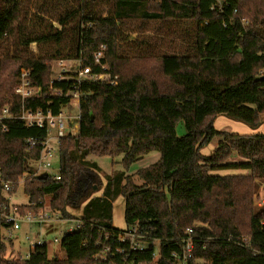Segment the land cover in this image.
Returning a JSON list of instances; mask_svg holds the SVG:
<instances>
[{
    "label": "trees",
    "instance_id": "obj_1",
    "mask_svg": "<svg viewBox=\"0 0 264 264\" xmlns=\"http://www.w3.org/2000/svg\"><path fill=\"white\" fill-rule=\"evenodd\" d=\"M148 28L154 34L142 35ZM60 59L110 78L67 71L53 79L51 63ZM22 69L39 96L16 94ZM261 69L264 0H0V111L8 105L13 114L0 128V171L9 195L23 180L28 203L17 208L39 211L49 197V208L71 219L69 208L99 185L88 174L99 165L88 156L123 155V170L107 174L101 193L84 204L80 228L62 237L64 258L50 257L46 242L28 258L6 257L11 240L2 230L12 206L0 183V264H108L96 256L120 246L124 229L113 225L120 195L126 226L137 224L152 243L133 252L130 264L151 261L154 239L157 264H174L188 229L203 264H264V207L254 204L255 181L264 179V132L215 127L222 114L253 129L264 125ZM74 91L79 129L59 139L60 179L38 175L47 128L27 126L18 115L22 108L57 115ZM181 120L186 133L178 136ZM216 136L214 151L202 154ZM151 151L160 157L137 170V183L127 171ZM223 169L244 173H213Z\"/></svg>",
    "mask_w": 264,
    "mask_h": 264
},
{
    "label": "built area",
    "instance_id": "obj_2",
    "mask_svg": "<svg viewBox=\"0 0 264 264\" xmlns=\"http://www.w3.org/2000/svg\"><path fill=\"white\" fill-rule=\"evenodd\" d=\"M242 23L244 25L248 24V19L243 18ZM105 48L102 45L101 49ZM102 50L98 51L95 55L96 60L99 62L102 56ZM63 59L57 60V65L60 68V72L54 78L56 80H62L65 78V73L67 72L64 68ZM78 73L77 79H89V80H108L110 78L109 74L106 73H93L89 67L81 68L76 71ZM28 71L22 69L20 75V81L15 88L16 94H18L22 100L29 97L39 96L41 93V89L39 87H35L31 85V82L28 78ZM259 73H264V70H259ZM57 93H61V91H57ZM79 92L74 91L72 93V101L75 99L78 105L79 102ZM13 117V114L9 110V106L5 105L0 111V128L5 130L7 129V125L5 124V120ZM77 121L79 122V113L75 115ZM27 126L38 125L39 127L45 126L47 128V136L44 141L41 142L43 149L40 155V158L37 160V169L38 171L42 168L48 169L52 166V159L54 158V148L52 146L53 139L57 141L59 145V139L67 134V118H65L62 114V111L54 115L51 111H43L41 109L32 110V109H21V113L18 115ZM79 129V127L77 128ZM78 132V131H76ZM32 145L35 144V141L30 140ZM48 175H52L56 179H60L59 171L56 173H46ZM0 183L3 186L4 192H8L11 185L9 181H5L2 177V173L0 171ZM18 205L10 208L9 212L5 213V221L8 224L4 230L6 233L2 235L5 239H11L13 234L22 228V224L26 223L29 225L35 223H41L46 221H51L54 217L58 219H62L60 213L58 211H54L51 208H41L39 211L33 212L30 210L20 211L17 208ZM50 209V210H49ZM53 212H57L58 214H54ZM73 221L74 219L71 218ZM76 225L71 226L68 232H74L80 228L81 221L80 218L74 220ZM192 229H188L186 232L185 238L182 240V251L174 252L172 254V258L174 260V264H203V261L197 258H194V241L192 238ZM25 240L28 244V250L25 254L17 255L20 258H28L32 251L38 245H42L45 243L43 239L35 238L31 234H26ZM57 240V239H55ZM151 240L147 233L143 232L137 224L126 226L123 232L119 235L118 241L120 246H116L112 248L111 246H105L103 250L97 253L99 259L102 262H108V264H130L128 263L129 256L132 255L133 252H143L144 250L150 249ZM109 255V257H108ZM150 262H142L139 261L137 264H157L158 259L160 257V245L159 239H154V245L152 246V255ZM98 264V263H96Z\"/></svg>",
    "mask_w": 264,
    "mask_h": 264
},
{
    "label": "rangeland",
    "instance_id": "obj_3",
    "mask_svg": "<svg viewBox=\"0 0 264 264\" xmlns=\"http://www.w3.org/2000/svg\"><path fill=\"white\" fill-rule=\"evenodd\" d=\"M142 35H150L154 34L152 32V29L148 28L147 30L143 31L141 33ZM137 33L131 34V39H134L136 37ZM35 48V46L33 45ZM64 68L68 72H75L80 69V64L78 61L74 60H65L64 61ZM52 78L54 79L58 73L60 72V68L57 65V61H53L51 63L50 68ZM78 112V105L76 100L74 99L69 105H66L62 108V114L65 118H67V128L68 132L67 134H76L79 127V122L77 121L75 115ZM261 120H264V113L260 116ZM215 127L220 131H226L229 133H239V134H252V133H258V132H264V125H261L257 129H253L250 126H248L246 123L238 120H234L224 114L218 115L215 120ZM176 132L178 136H182L186 133L185 123L183 120L179 121L176 125ZM221 140V137L216 136L212 139V141L206 145H204L201 148L202 154H210L214 151V149L217 147ZM52 146L54 148V158L52 159V166L48 169L42 168L38 171V175H45L46 173H56L59 171V145L56 140L53 139ZM123 155H118L115 157L111 156H96V155H89L88 159L95 161L99 165V169L95 171H91L90 175L93 177H96V181L99 185H95L93 188L89 189L88 195L81 201L80 204H77L75 206H71L69 208L70 213L72 214V219L76 220L79 219L82 215L83 207L88 198L99 195L102 191V186L105 183V176L107 174H111L114 170H123V166L121 163ZM160 157V153L158 151H151L145 155L142 156L141 159L133 163L129 170L127 171L128 175L133 176V178L136 180L137 183H140L139 179L137 178L136 172L138 169L148 166L149 164L157 161ZM233 159H240L238 156H233ZM230 161V158H229ZM37 166V165H36ZM244 173L241 169H223V170H217L213 171L215 174H233V173ZM95 181V182H96ZM23 180L20 183L19 188L17 191L11 195L4 193L10 200V205L16 206V205H22L23 203L28 201L27 195L23 191L22 186ZM99 186V187H97ZM254 204L256 206L264 207V179H257L255 181V188H254ZM12 203V204H11ZM45 208H49V197H46L45 199ZM11 207V208H12ZM124 209H125V197L120 195L113 204V225L116 228L124 229L126 227L125 219H124ZM50 210V209H49ZM54 214H58L57 212H53ZM62 217V216H61ZM72 221L71 219H65L62 217V219H58L57 217H54L51 221L41 222V223H35L32 226H30L31 230L29 234H31L35 238H43V240L48 245V253L50 257H53L54 255H57L61 258L65 257V252L61 248V239L62 237L69 231L71 226H75V221ZM28 224L24 223L22 224V228L18 230L16 235L18 234L19 240L21 239V243L24 241V232L28 229ZM6 231L3 229V234ZM37 233H40V235H37ZM39 236V237H38ZM57 239V240H55ZM12 242V241H11ZM28 249V246L25 244H22L21 246V253L25 254ZM16 249H14L13 244L12 246L9 245L6 257H16L19 253H16ZM20 255V254H19Z\"/></svg>",
    "mask_w": 264,
    "mask_h": 264
},
{
    "label": "crops",
    "instance_id": "obj_4",
    "mask_svg": "<svg viewBox=\"0 0 264 264\" xmlns=\"http://www.w3.org/2000/svg\"><path fill=\"white\" fill-rule=\"evenodd\" d=\"M246 172V171H245ZM28 197V196H27ZM26 203H28V201L27 202H25V203H23V204H26ZM12 204V203H11ZM33 225V224H32ZM32 225H29L28 224V229L24 232V241L21 243V239L19 240V236H18V234L16 235V233H14L13 234V236H12V238L11 239H9V240H11L12 242H11V246H12V244H13V247H14V249H16L17 251H16V253H19V254H22L21 253V246H22V244H25V246L27 245L28 246V244H27V242H26V240H25V236H26V234H29V232H30V230H31V228H30V226H32ZM17 232V231H16ZM6 233V232H5ZM4 233V234H5ZM3 234V230H2V235H4ZM37 235H40V233H37ZM39 237V236H38ZM40 239H43V238H40ZM28 250V249H27ZM18 254V255H19Z\"/></svg>",
    "mask_w": 264,
    "mask_h": 264
}]
</instances>
